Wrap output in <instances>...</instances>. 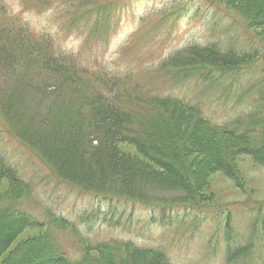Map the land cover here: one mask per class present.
Instances as JSON below:
<instances>
[{
  "label": "rangeland",
  "instance_id": "obj_1",
  "mask_svg": "<svg viewBox=\"0 0 264 264\" xmlns=\"http://www.w3.org/2000/svg\"><path fill=\"white\" fill-rule=\"evenodd\" d=\"M240 5L216 0H0V25L21 30L37 42L45 40L54 50L71 55L90 80L100 75L115 81L117 78L120 86L130 87V77L142 87L136 91L144 99L150 94H169L198 102L211 118L223 121L240 113L254 99L252 93L246 95L244 91L249 89L248 84L264 77L263 52L259 51L260 56L253 60L250 72L240 74L234 93L225 98L221 94L222 83L219 87H209L199 78L173 77L157 66L169 54L189 44L215 43L221 48L250 51L254 42L260 47L255 41L260 38L264 43V22L251 25L239 13ZM251 9H255L254 5ZM31 70L28 76L33 75ZM47 79L35 82L47 85ZM9 81L14 83L15 78ZM236 94L241 97L239 102ZM8 127L0 111V154L33 188L15 206V211L27 213L45 225L25 228L16 235L0 255V264H7L15 256L18 258L25 245L39 244L42 239L44 247L52 243L70 258L80 255L82 238L68 229L48 227L47 210L75 221L91 240L130 239L137 245L159 248L173 264H264V222L261 223L264 220V163L251 155L234 152L226 157L232 163L231 176L218 170L205 172L195 186L202 199L196 207L181 209L174 205L162 214L159 209L131 202L110 205L82 193L56 177L36 152ZM118 148L148 164L151 171L161 173L159 167L142 159L130 143L122 142ZM186 155L189 161L195 160L198 172L199 163L206 160L208 166L212 154L189 152ZM157 181L142 187L146 200L181 202L180 192H172L168 184ZM8 189V182L0 181V196ZM108 207L113 212L110 222L106 221L110 216ZM83 213L87 218L78 221L77 216ZM228 227L234 231L233 243L224 234ZM248 242L252 247L247 250V257L226 260L229 245ZM40 247L35 250L33 264L48 256V251ZM90 255L95 259L99 256L96 251ZM127 255L128 251L121 248L114 258L124 261Z\"/></svg>",
  "mask_w": 264,
  "mask_h": 264
},
{
  "label": "trees",
  "instance_id": "obj_2",
  "mask_svg": "<svg viewBox=\"0 0 264 264\" xmlns=\"http://www.w3.org/2000/svg\"><path fill=\"white\" fill-rule=\"evenodd\" d=\"M216 1L227 5L241 3L239 13L247 22L251 25L264 22V0ZM24 34L0 25V111L11 133H16L14 136L36 152L56 177L82 193L110 205L131 202L159 209L164 214L174 205L189 209L202 201L195 186L205 172L218 170L233 175L231 160L226 157L234 152L247 153L264 163L263 76L248 84L249 89L244 91L246 95H254L245 109L216 121L198 102L169 94L140 97L136 89L142 87L130 77V87L120 86L117 78L115 81L100 75L90 80L71 55L54 50L45 40L37 42ZM258 40L255 42L260 47L253 42L250 51L221 48L215 43L189 44L162 59L157 68L167 70L173 77L199 78L209 87L222 83V96L230 97L228 94L234 93L240 74L250 72L259 51L264 53V43ZM32 68L33 75L28 76ZM13 77L15 82L10 83ZM46 77L47 85L35 82L40 78L46 82ZM66 90L70 94H65ZM234 96L238 102L241 100L239 94ZM122 142L133 145L140 157L159 167L161 173L151 171L148 164L122 152L118 148ZM189 152H211L208 166L206 160L201 161L197 172L195 160L186 157ZM2 180L8 182L9 189L0 196V255L25 228L45 225L27 213L15 211V206L33 188L0 154ZM154 180L168 184L172 192H180L181 202L146 200L142 187ZM110 207L107 222L113 216ZM45 217L48 227L55 225L81 237L83 247L77 258H70L52 243L44 247L42 239L36 245L47 250L48 256L34 264H173L159 248L137 245L130 239L91 240L75 221L51 210L46 211ZM86 218L84 213L77 216L78 221ZM228 228L224 234L233 243L234 231ZM36 245H25L19 257H13L7 264H33ZM251 247V242L229 245L226 260L244 259ZM121 248L128 251L124 261L114 258ZM91 251H96L97 259L90 255Z\"/></svg>",
  "mask_w": 264,
  "mask_h": 264
},
{
  "label": "bare ground",
  "instance_id": "obj_3",
  "mask_svg": "<svg viewBox=\"0 0 264 264\" xmlns=\"http://www.w3.org/2000/svg\"><path fill=\"white\" fill-rule=\"evenodd\" d=\"M14 169V168H13Z\"/></svg>",
  "mask_w": 264,
  "mask_h": 264
}]
</instances>
